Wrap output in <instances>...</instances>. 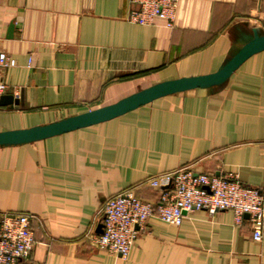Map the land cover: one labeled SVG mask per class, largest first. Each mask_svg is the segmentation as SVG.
<instances>
[{"label": "crops", "instance_id": "0c3cea01", "mask_svg": "<svg viewBox=\"0 0 264 264\" xmlns=\"http://www.w3.org/2000/svg\"><path fill=\"white\" fill-rule=\"evenodd\" d=\"M130 0H0V132L111 105L155 84L212 74L255 29L264 0H179L173 28L130 24ZM12 25V32L9 28ZM189 169L237 175L264 195V51L222 84L168 95L112 120L49 139L0 146V213L31 216L23 264H264V233L248 218L194 211L180 226L151 217L126 259L96 248L104 202L126 190L154 202L147 181Z\"/></svg>", "mask_w": 264, "mask_h": 264}, {"label": "built area", "instance_id": "2783aa9c", "mask_svg": "<svg viewBox=\"0 0 264 264\" xmlns=\"http://www.w3.org/2000/svg\"><path fill=\"white\" fill-rule=\"evenodd\" d=\"M137 5L126 20L139 26L162 21L173 28L179 0H130ZM15 61L0 53V68L13 67ZM7 86L0 82V96ZM159 193L154 202L138 198L132 190L108 198L101 208L102 233L89 237L96 248L126 259L139 231L151 217L170 226H180L184 215L205 211L210 215L230 211L236 225L245 215L251 226L252 240L261 242L264 233V195L244 186L237 175H196L189 169L154 176L147 181ZM31 216L0 213V264H23L35 245Z\"/></svg>", "mask_w": 264, "mask_h": 264}, {"label": "water", "instance_id": "95a60500", "mask_svg": "<svg viewBox=\"0 0 264 264\" xmlns=\"http://www.w3.org/2000/svg\"><path fill=\"white\" fill-rule=\"evenodd\" d=\"M12 29L11 25L9 33L12 32ZM261 51H264V36L258 35L257 31L253 29L252 37L244 46L212 74L161 82L111 105L70 116L57 122L28 129L0 132V146H17L60 136L112 120L168 95L218 86L224 83L246 59ZM17 104L18 101L12 95L0 96V107ZM245 218L248 216L245 215ZM102 229V224L98 225L95 233L101 234Z\"/></svg>", "mask_w": 264, "mask_h": 264}]
</instances>
